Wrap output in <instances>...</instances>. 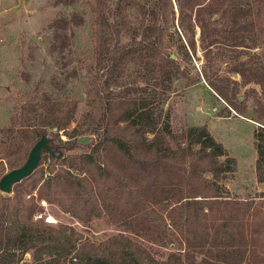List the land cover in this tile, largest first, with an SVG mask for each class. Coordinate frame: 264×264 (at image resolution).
I'll use <instances>...</instances> for the list:
<instances>
[{"label":"trees","instance_id":"16d2710c","mask_svg":"<svg viewBox=\"0 0 264 264\" xmlns=\"http://www.w3.org/2000/svg\"><path fill=\"white\" fill-rule=\"evenodd\" d=\"M174 1L182 47L193 55L197 47L203 51V78L240 113L230 96L235 92L230 83L236 82L218 73L213 78L208 70H214L212 55L217 49L255 47L261 28H256L252 7L239 5L238 0ZM102 4L101 0L88 1L95 38L104 23ZM120 6L119 1L116 7ZM149 56L160 73L175 65L159 47L151 49ZM234 72L243 85L264 80L257 69L249 70L243 62ZM125 93L104 105L101 133L92 143L100 160L91 152L71 153L79 145L78 129L72 128L61 139L59 131L66 129L71 115L53 117L50 126L56 128L57 140L50 142L53 154L48 156L57 168L34 181L29 199H22L16 190L13 197H3L0 264H264V202L222 196L216 190L218 184L205 175L229 172L225 163L234 164L235 158L206 125L174 133L162 122V101L146 106L131 99L129 89ZM256 103L255 112L264 117V103L260 98ZM21 117L16 107L11 123ZM44 129V125L34 129L25 121L19 127L32 138L45 133ZM253 136L255 175L264 184V126ZM169 138L180 141L173 147ZM193 144L198 147L192 148ZM60 160L77 161L76 167ZM35 189L37 198L31 194ZM259 197L264 199V195ZM41 198L85 226L105 217L116 232L88 237L65 224L34 221L39 206L33 199Z\"/></svg>","mask_w":264,"mask_h":264},{"label":"rangeland","instance_id":"374dc122","mask_svg":"<svg viewBox=\"0 0 264 264\" xmlns=\"http://www.w3.org/2000/svg\"><path fill=\"white\" fill-rule=\"evenodd\" d=\"M88 1L0 0V178L25 162L42 135L50 142L57 140L53 134L57 130L50 126L53 117L71 115L72 121L59 131L61 139H66L72 128L78 129L79 145L71 153L91 152L96 161L100 160L92 143L101 133L104 105L129 89L127 95L137 103L148 106L162 101V122L172 132L204 124L227 154L235 158L234 164L225 163L231 169L229 172H205L218 184V194L264 202L259 197L264 195V184L255 175L257 151L253 136L264 126V117L255 112L256 99L264 103V80L243 85L234 72L235 66L243 62L264 78V0L237 1L252 7L256 28H261L255 47L250 44V48H215L214 70L207 69L213 78L218 73L236 82L230 83L235 91L230 96L240 107V113L203 78V51L197 47L193 55L182 47L174 0H170L171 4L169 0H101L105 18L97 38ZM119 1L121 6L117 8ZM130 2L133 6L130 4L124 10L123 6ZM75 15L80 18L75 20ZM157 47L175 60V65L166 66L164 73L157 71L149 56L151 49ZM16 107L23 118L11 123ZM23 121L34 129L44 125L46 132L35 138L32 134L26 136L19 130ZM179 141L169 138L173 147ZM60 162L74 165L73 169L77 161ZM56 168L44 151L29 178L13 185L10 193L0 190V206L3 197H13L15 190L22 199H29L34 181L48 177ZM36 192L37 189L31 194L36 197ZM33 201L38 205L37 200ZM49 211L57 220L50 225L65 224L88 237L101 238L116 232L115 225H110L105 217L85 226L56 204H50ZM25 259L29 260L28 254Z\"/></svg>","mask_w":264,"mask_h":264},{"label":"water","instance_id":"95a60500","mask_svg":"<svg viewBox=\"0 0 264 264\" xmlns=\"http://www.w3.org/2000/svg\"><path fill=\"white\" fill-rule=\"evenodd\" d=\"M54 131H56V128H54ZM44 151L53 154L51 143L46 135H42L33 144L22 165L10 169L0 178V190L5 193H10L15 183L31 175L38 167L41 155Z\"/></svg>","mask_w":264,"mask_h":264},{"label":"built area","instance_id":"2783aa9c","mask_svg":"<svg viewBox=\"0 0 264 264\" xmlns=\"http://www.w3.org/2000/svg\"><path fill=\"white\" fill-rule=\"evenodd\" d=\"M39 210H37L33 215L34 221H42L45 224H55L57 223L55 215L49 211L50 203L45 199L37 200Z\"/></svg>","mask_w":264,"mask_h":264}]
</instances>
